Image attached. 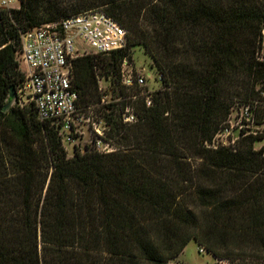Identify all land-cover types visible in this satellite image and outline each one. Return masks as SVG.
<instances>
[{"label":"trees","instance_id":"1","mask_svg":"<svg viewBox=\"0 0 264 264\" xmlns=\"http://www.w3.org/2000/svg\"><path fill=\"white\" fill-rule=\"evenodd\" d=\"M65 6L58 0L0 6V264H169L191 239L217 259L259 264L264 147L254 149L252 135L234 151L208 149L204 141L234 101L260 98L264 0ZM95 8L126 29L127 45L73 59L72 83L78 105L97 106L118 149L67 157L33 105L4 106L24 77L20 31ZM133 45L150 55L162 86L149 106L133 99L137 120L126 123L112 103H100L98 78L119 79Z\"/></svg>","mask_w":264,"mask_h":264},{"label":"built area","instance_id":"2","mask_svg":"<svg viewBox=\"0 0 264 264\" xmlns=\"http://www.w3.org/2000/svg\"><path fill=\"white\" fill-rule=\"evenodd\" d=\"M18 4L19 0H0L1 7L12 8ZM261 34L256 58L264 62V28ZM127 41L126 29L97 8L21 30L20 62L24 66V77L15 88L13 104L20 107L33 105L38 119L47 122L56 131L63 146L80 137L85 127L90 134H94L92 143L96 152L105 154L116 151L117 146L104 136L99 122L89 112L90 107L82 108L78 105V92L72 83V60L87 54H109L125 48ZM135 71L132 61L125 56L119 71V82L124 90L147 84V76ZM158 81H162L159 72ZM151 94L152 92H126L120 98H144L149 106ZM263 99L264 90H261L260 98L234 101L216 132L204 141V146L208 149L234 151L239 139L256 136L260 131L253 128L261 124L257 121V108ZM100 103L102 104V100ZM121 118L126 123L137 120L132 103L125 104L121 110ZM198 251L204 252L206 249L199 245Z\"/></svg>","mask_w":264,"mask_h":264},{"label":"rangeland","instance_id":"3","mask_svg":"<svg viewBox=\"0 0 264 264\" xmlns=\"http://www.w3.org/2000/svg\"><path fill=\"white\" fill-rule=\"evenodd\" d=\"M63 4L72 2L73 0H58ZM78 3V0H76ZM17 2H15V5ZM63 7V8H64ZM88 10V9H87ZM130 60L132 61L135 72H140L147 76V84L143 87L134 86L133 88L127 90H123L119 79L115 75H110L105 77L103 74H99L98 82H99V92L102 103L111 104L115 109L116 113H121V102L123 101L120 96L122 95V90L127 93H134L139 91L141 93L152 92L157 88L162 86V81H158V69L153 63L152 58L145 52V49L142 45H133L130 47ZM19 60V57H18ZM21 69L24 68L22 63L20 64ZM160 73V72H159ZM256 88L260 90H264V81L258 82L255 85ZM240 95H233V99H240ZM133 101L132 98L125 99L126 103L131 104ZM97 106L93 105L90 107L89 112L92 114L95 121L99 122L100 128L104 130V136L108 139L110 135L108 134V128L104 125V118L102 115H99V112L96 110ZM257 121L261 122L258 127H254L253 129H257L260 132L257 133V138L253 141V148L259 149L264 147V99L261 101L260 105L257 108ZM100 120H102L100 122ZM98 124V123H97ZM84 132L80 137H76L73 142L70 144H65L64 148L66 149L67 157H72L75 151L84 153L89 151H94L95 145H93L92 141H94V134H90L88 129L83 127ZM113 139V138H112ZM115 140V139H114ZM246 141V136L239 139L236 143L237 147L242 145ZM114 142V141H112ZM199 244L191 239L185 246L183 252L180 255V259L184 261L186 264H252V259L246 258L241 259L237 258L234 262L230 263L228 259H217L214 256L207 252H199L198 251ZM172 262V261H171ZM169 262V264H173ZM259 264H264V259L258 261Z\"/></svg>","mask_w":264,"mask_h":264},{"label":"water","instance_id":"4","mask_svg":"<svg viewBox=\"0 0 264 264\" xmlns=\"http://www.w3.org/2000/svg\"><path fill=\"white\" fill-rule=\"evenodd\" d=\"M14 97H15V88L11 86L8 94L7 102L4 106V110H6L10 105H12Z\"/></svg>","mask_w":264,"mask_h":264},{"label":"crops","instance_id":"5","mask_svg":"<svg viewBox=\"0 0 264 264\" xmlns=\"http://www.w3.org/2000/svg\"><path fill=\"white\" fill-rule=\"evenodd\" d=\"M184 250V249H183ZM183 252V251H182ZM181 252V253H182ZM181 253L175 258V259H173V260H171L170 262L171 263H173V264H179V263H184V264H186L184 261H182L181 259H180V255H181ZM215 258V257H214Z\"/></svg>","mask_w":264,"mask_h":264}]
</instances>
